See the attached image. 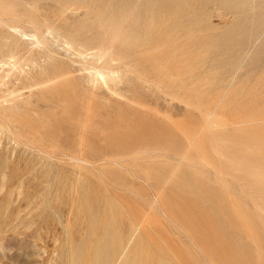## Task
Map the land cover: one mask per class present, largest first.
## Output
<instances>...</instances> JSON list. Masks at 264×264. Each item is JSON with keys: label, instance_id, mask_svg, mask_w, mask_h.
<instances>
[{"label": "rangeland", "instance_id": "374dc122", "mask_svg": "<svg viewBox=\"0 0 264 264\" xmlns=\"http://www.w3.org/2000/svg\"><path fill=\"white\" fill-rule=\"evenodd\" d=\"M15 45L0 264H264V0H0Z\"/></svg>", "mask_w": 264, "mask_h": 264}, {"label": "bare ground", "instance_id": "6f19581e", "mask_svg": "<svg viewBox=\"0 0 264 264\" xmlns=\"http://www.w3.org/2000/svg\"><path fill=\"white\" fill-rule=\"evenodd\" d=\"M7 28H8V26H7ZM9 29V28H8ZM14 29V28H13ZM17 29V28H16ZM15 29V30H16ZM10 30V29H9ZM18 30V29H17ZM35 30V29H34ZM11 31V30H10ZM41 32V31H40ZM39 32V33H40ZM48 32V31H47ZM51 32V31H50ZM49 32V33H50ZM48 33V34H49ZM48 34H46V35H48ZM17 36V43L18 42H20V43H22V45H25V44H29V45H34L35 43H40V38L37 36V35H32V36H30V35H28V34H26V33H24V32H16V34H14V36ZM13 36V35H12ZM28 37V38H27ZM41 37V36H40ZM15 38V37H14ZM13 38V39H14ZM44 38H45V36H44ZM16 39V38H15ZM66 39V38H65ZM3 40V39H2ZM7 40V39H6ZM9 40V39H8ZM69 40L71 41V39H67V41L69 42ZM66 41V40H65ZM33 42V43H32ZM35 42V43H34ZM44 42V41H43ZM42 42V43H43ZM45 43V42H44ZM65 43V42H64ZM81 42H79V44H80ZM11 44V43H10ZM41 44V43H40ZM76 44H78V43H76ZM78 44V45H79ZM82 44V43H81ZM80 44V45H81ZM9 45V44H8ZM12 45V44H11ZM37 45V44H36ZM43 45V44H42ZM68 45V44H67ZM79 45V46H80ZM45 46V45H44ZM38 47V46H37ZM79 48V47H78ZM20 47L18 46V45H15L14 46V49L8 54V55H5L4 56V58L3 57H0V66H2V68L4 67V66H30V65H28V64H26V63H28V60H27V62L25 63L24 61H25V59H23V61L21 62V59H22V57H19L18 55H19V53H20ZM67 49H69V50H71L72 49V47L71 46H69L68 45V48ZM100 49H101V47H100ZM29 50H31V49H29ZM33 50H35V49H32L31 50V52H34ZM43 50V49H42ZM47 51H49V50H47ZM51 51V50H50ZM49 51V52H50ZM65 51V50H64ZM104 51V50H103ZM30 52V51H29ZM42 52H44V51H42ZM109 52V51H108ZM66 53H67V50H66ZM66 53H65V56H66ZM21 54V53H20ZM32 54V53H31ZM48 54H50V53H48ZM72 54V53H71ZM78 54L80 55V56H83V55H85L86 56V52L85 51H83V50H78ZM109 54V53H108ZM107 54V55H108ZM70 55V54H69ZM74 56V55H73ZM72 56V57H73ZM104 56H105V53L104 52H99V53H94L90 58H93V60L94 61H99V60H102V59H104ZM29 57V56H28ZM76 57V56H75ZM106 57V56H105ZM59 58H60V56H59ZM61 58H63V57H61ZM74 58V57H73ZM72 59V58H71ZM81 59V58H80ZM85 60V59H84ZM83 60V61H84ZM86 60H88V59H86ZM85 60V61H86ZM107 60V59H106ZM42 61H44V60H42ZM50 61V60H49ZM52 61V60H51ZM50 61V62H51ZM73 61V60H72ZM80 61V60H79ZM33 62V65L32 66H38V63L37 62H34V61H32ZM76 62H78V61H76ZM81 62V61H80ZM102 62V61H101ZM58 63V62H57ZM61 63V62H60ZM74 63H75V61H74ZM46 64H47V66H48V62L46 61ZM50 64V63H49ZM65 64V63H64ZM71 64V63H70ZM78 65H80L79 63H77ZM100 64V63H99ZM43 65H44V63H43ZM42 65V66H43ZM55 65V64H54ZM61 65V64H60ZM73 65H75V64H73ZM62 66V65H61ZM64 67H66L65 65H63ZM62 66V67H63ZM96 66H99L98 64H96ZM108 66V65H107ZM90 67V66H89ZM110 67V66H109ZM4 68H6V67H4ZM13 68V67H12ZM18 68V67H17ZM45 68H49V67H45ZM8 69V68H7ZM16 69V68H15ZM19 69V68H18ZM35 69V68H34ZM90 69H92L91 67H90ZM4 70H6V69H4ZM13 70V69H12ZM32 69H30L29 71L30 72H32L31 71ZM66 70V69H65ZM7 71V70H6ZM27 71H28V69H27ZM34 71V70H33ZM36 71H38V70H36ZM42 71H43V69H42ZM20 72H22V71H20ZM19 72V73H20ZM29 72V73H30ZM40 72V71H39ZM51 72V71H50ZM108 72V71H107ZM113 72V71H112ZM109 73V72H108ZM116 73V72H115ZM24 74V73H23ZM40 74V73H39ZM26 75V74H25ZM42 76V75H41ZM29 77V76H28ZM84 79V78H83ZM89 79H90V81H91V86H93V85H95V84H97V85H103L104 87H106L107 88V90H111L110 88H109V86H108V82L109 81H113L114 79L113 78H111V76H108L105 72H103L101 69H98V68H95L94 70H92V72L89 74ZM120 79V78H119ZM12 80H14V79H12ZM72 80V79H71ZM70 80V82H72ZM88 80V79H87ZM115 80H116V78H115ZM85 81V80H84ZM48 82H51V81H48ZM48 82H45V83H48ZM56 82V81H55ZM54 82V83H55ZM88 82V81H87ZM115 82H117V81H115ZM119 82V81H118ZM45 83H40V84H38V83H34V81H33V83H31V85L29 86V88H32L31 90L32 91H35V92H38V91H40L41 90V86L43 85V84H45ZM86 83V82H85ZM110 84V83H109ZM113 84L114 83H112V87L111 88H113ZM72 85V84H71ZM119 85V84H118ZM117 85V86H118ZM47 86V85H46ZM96 86V85H95ZM114 86H115V84H114ZM43 87V86H42ZM90 87V86H89ZM27 88H28V86H27ZM90 89V88H89ZM92 89V88H91ZM116 89V88H115ZM29 91V90H28ZM96 91H98V90H96ZM106 91V90H105ZM26 94V93H25ZM36 94V93H35ZM40 94V93H39ZM110 97H112V96H110ZM123 100V99H122ZM112 109H114V108H112ZM112 111V110H111ZM114 111H116V110H114ZM108 112V111H107ZM0 114L2 115L3 114V111H1L0 110ZM0 121L2 122V120L0 119ZM5 123V122H4ZM3 125H5V124H3ZM31 145V144H30ZM35 148V147H34ZM54 156V155H53ZM55 157V156H54ZM81 159V158H80ZM80 159H76V161L77 162H79V164L81 163V160ZM77 162H73V163H77ZM86 162V161H85ZM87 163V162H86ZM82 164H83V162H82ZM87 164H89V163H87ZM78 165V164H77ZM81 165V164H80ZM85 165V164H84ZM90 165H92V164H90ZM80 169V168H79Z\"/></svg>", "mask_w": 264, "mask_h": 264}]
</instances>
